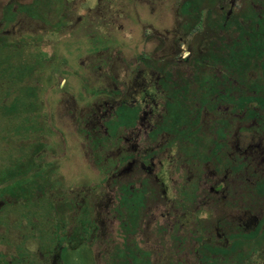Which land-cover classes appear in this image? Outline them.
Masks as SVG:
<instances>
[{
    "label": "flooded vegetation",
    "instance_id": "1",
    "mask_svg": "<svg viewBox=\"0 0 264 264\" xmlns=\"http://www.w3.org/2000/svg\"><path fill=\"white\" fill-rule=\"evenodd\" d=\"M146 1L158 22L136 23L125 1L65 12L76 49L103 44L75 75L116 85L67 109L90 183L55 205L63 233L43 262L84 246L95 264H264V0ZM114 25L126 35L112 54Z\"/></svg>",
    "mask_w": 264,
    "mask_h": 264
},
{
    "label": "rangeland",
    "instance_id": "2",
    "mask_svg": "<svg viewBox=\"0 0 264 264\" xmlns=\"http://www.w3.org/2000/svg\"><path fill=\"white\" fill-rule=\"evenodd\" d=\"M123 1L138 24L158 22L164 10L154 1ZM123 1L101 0L98 7L97 0H57L54 7L55 0H0V264H44L42 255L54 248L63 233L57 221L64 205L58 212L55 205L90 183L79 148L85 132L67 109L90 106L99 100L96 89L116 85L103 82L98 73L89 82L75 75L76 60L88 54L99 62L97 51L103 44L86 41L76 49L67 35L73 18L65 12L75 7V13L86 14L89 4L94 9L111 5V10H119ZM96 25L106 36L110 24ZM117 26L109 42L112 54L122 48L126 35ZM119 112L129 123L138 116L134 108ZM95 175L93 182L98 181ZM70 201L68 197L66 206L74 211ZM70 260L68 264L97 263L84 246Z\"/></svg>",
    "mask_w": 264,
    "mask_h": 264
}]
</instances>
